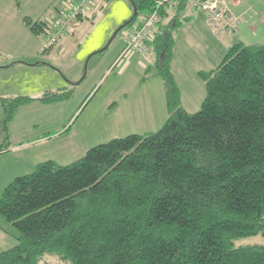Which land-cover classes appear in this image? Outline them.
Instances as JSON below:
<instances>
[{
	"label": "trees",
	"instance_id": "obj_1",
	"mask_svg": "<svg viewBox=\"0 0 264 264\" xmlns=\"http://www.w3.org/2000/svg\"><path fill=\"white\" fill-rule=\"evenodd\" d=\"M153 1L132 0L129 23ZM24 23L37 34L48 26L28 16ZM177 25L162 8L149 41L165 86L163 125L15 176L0 196V214L17 229V242L0 251V264H50L45 254L65 264H264V243L234 245L264 235V41L237 38L215 68L200 71L206 93L190 112L170 67ZM69 93L38 99L53 103ZM32 99H3L0 129Z\"/></svg>",
	"mask_w": 264,
	"mask_h": 264
},
{
	"label": "rangeland",
	"instance_id": "obj_2",
	"mask_svg": "<svg viewBox=\"0 0 264 264\" xmlns=\"http://www.w3.org/2000/svg\"><path fill=\"white\" fill-rule=\"evenodd\" d=\"M73 1L0 0V122L4 116L3 99L34 97L17 107L6 124V133L0 129V196L15 176L33 171L40 161L70 163L91 146L112 137L156 131L167 118L165 95L155 82L163 79L154 54L120 53L132 24L146 13L139 11L133 23H127L134 11L132 0H94L92 9L69 23L46 50L54 22ZM239 1L244 3L242 8L248 5L252 8V16L237 25V32H226L224 36H229V44L237 38H245L247 43L263 42L264 0ZM177 2L169 8L177 9ZM239 8L232 12L238 14ZM178 12H182L180 8ZM27 16L33 21L45 20L47 29L34 33L24 24ZM188 34V29H180L179 25L172 30L173 40H181L178 63L182 53L195 57L191 72L204 60V53L199 54L204 45L202 40L191 43ZM26 53H29L26 57H19ZM25 63L28 68L23 69ZM202 68L198 75L210 70ZM56 88L70 89V93L53 103L38 99L46 89L50 93ZM192 93L194 98H183L181 103L190 112L199 109L206 93L200 75L189 81L187 96ZM16 235L17 229L0 214V251L16 244ZM256 243H264L263 234L234 239L235 246ZM43 258L50 264H65L53 254H45Z\"/></svg>",
	"mask_w": 264,
	"mask_h": 264
},
{
	"label": "crops",
	"instance_id": "obj_3",
	"mask_svg": "<svg viewBox=\"0 0 264 264\" xmlns=\"http://www.w3.org/2000/svg\"><path fill=\"white\" fill-rule=\"evenodd\" d=\"M243 1L244 2L246 1V3H248V0H243ZM243 5H244V3H241V1H239V0L238 1H234V0H227L226 1L225 0V6L233 12H236V10H234V9H235V7L238 8L239 6H240V8H239L238 13L242 12L245 8V7L242 8ZM177 6H179V8L181 9L182 12H178L179 8L173 9V10H171L170 8H167L168 11L170 12V15H176V18H178V25H179L180 29H184V30L188 29L189 34H188L187 38L192 40L191 43L193 41H198V40L201 41L202 40L201 43L204 45L203 50L199 53V54L204 53V57H203L204 60L201 63L198 62L197 66L195 68H193V70L191 72H189V70L191 69V66L195 64V62H194L195 57L193 55H189L190 53H187L188 57H186V56H183V53H182V57H181L182 60L180 61V63H178L179 54L177 53V51H179V44L181 43L180 42L181 40H177V38H175L173 40V46L175 45V49L173 48L174 52H173L172 58H171V70H172V75H173V78L175 80V83L180 90L179 91V101L181 104V103H183V101H182L183 98H189V97L194 98L193 93L190 96H187V88L189 86L190 80H193V79L197 80L199 78L197 71L203 69L202 67H207L208 70L209 69L211 70L215 67V65H218V63L222 59L223 55L225 54V49H228V47L231 45V44H229L230 43V40L228 38L229 36L227 37L224 35L227 33H233V32L223 31V32L217 33L215 28L209 23V21L207 19V15H206L204 10H201L198 8L186 7L183 3L180 5H177ZM248 6L246 8H248ZM81 15L77 16L76 20H78L81 17ZM183 16H185V17L183 18ZM251 16H252V14H251ZM251 16H249V17H251ZM246 19L242 20V21H246ZM182 22H184L183 25H181ZM225 22H226V20H225ZM220 34H223L222 36L226 37L227 39L220 37L219 36ZM239 39L242 40L243 42L247 43V41H246L247 39H245V38L244 39L239 38ZM123 46H125V45H123ZM123 46H122V48H124ZM50 48H51V46L49 48H46V50L50 49ZM122 48H121V51H122ZM149 52H152V54H154V51L152 49ZM120 53L122 54V52H120ZM28 54L29 53L22 54V56H19V57L22 59V58L26 57V55H28ZM117 57H118V54L115 57V59L113 60L112 64H114V61L117 59ZM20 58H15V59H20ZM154 58H155V55H154ZM138 63L142 67L145 66L144 63L140 62V60ZM112 64L109 66V68L111 66H113ZM25 66H28V65H26V63H25L22 65V68L23 69L28 68ZM51 70H53V69H51ZM192 75H194V76H192ZM51 78L52 77H50V79ZM162 81L163 80L155 81V82H156L157 87L159 88L160 93L161 94L163 93L165 95V86H164V83ZM163 87H164V92H163ZM59 88H62V87H59ZM59 88H56V90ZM183 90H185L186 92H183ZM46 91H48V89H46ZM35 98H37V97H35ZM165 99H166V95H165ZM181 106L183 107V105H181Z\"/></svg>",
	"mask_w": 264,
	"mask_h": 264
},
{
	"label": "built area",
	"instance_id": "obj_4",
	"mask_svg": "<svg viewBox=\"0 0 264 264\" xmlns=\"http://www.w3.org/2000/svg\"><path fill=\"white\" fill-rule=\"evenodd\" d=\"M176 1L154 0L150 9L137 22L132 24L131 30L127 32L122 54H126L129 51H134L140 55L147 54L150 51L149 41L152 39L153 29L155 24L160 20V10L162 8H169V5ZM179 2H182L186 7L204 10L209 23L215 28L217 33L223 31L236 32L238 30L237 25L252 14L251 7L244 9L238 14H234L225 6V0H179ZM93 4L94 0H74L71 2L65 11H61L59 17L54 22V27L50 30L48 43H55L59 33L69 23L76 21L79 13L90 10Z\"/></svg>",
	"mask_w": 264,
	"mask_h": 264
},
{
	"label": "water",
	"instance_id": "obj_5",
	"mask_svg": "<svg viewBox=\"0 0 264 264\" xmlns=\"http://www.w3.org/2000/svg\"><path fill=\"white\" fill-rule=\"evenodd\" d=\"M133 14H134V15L136 14V8H135V7H134ZM131 19H132V18H131ZM131 19H129V20L127 21V23H129V21H130ZM120 27H121V26H120Z\"/></svg>",
	"mask_w": 264,
	"mask_h": 264
},
{
	"label": "bare ground",
	"instance_id": "obj_6",
	"mask_svg": "<svg viewBox=\"0 0 264 264\" xmlns=\"http://www.w3.org/2000/svg\"><path fill=\"white\" fill-rule=\"evenodd\" d=\"M134 17V16H133ZM136 17V16H135ZM131 19V18H130ZM132 22V21H131ZM49 37V36H48Z\"/></svg>",
	"mask_w": 264,
	"mask_h": 264
}]
</instances>
